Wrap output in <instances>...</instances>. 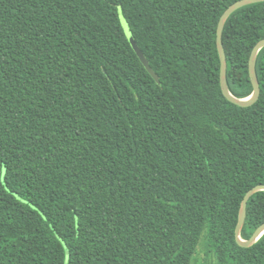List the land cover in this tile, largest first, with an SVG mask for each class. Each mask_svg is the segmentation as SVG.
<instances>
[{
    "label": "trees",
    "instance_id": "16d2710c",
    "mask_svg": "<svg viewBox=\"0 0 264 264\" xmlns=\"http://www.w3.org/2000/svg\"><path fill=\"white\" fill-rule=\"evenodd\" d=\"M237 1L0 0V264H264L236 241L264 184V48L257 103L220 82ZM262 39L264 2L229 17L238 98ZM263 223L258 192L242 238Z\"/></svg>",
    "mask_w": 264,
    "mask_h": 264
},
{
    "label": "water",
    "instance_id": "95a60500",
    "mask_svg": "<svg viewBox=\"0 0 264 264\" xmlns=\"http://www.w3.org/2000/svg\"><path fill=\"white\" fill-rule=\"evenodd\" d=\"M264 2V0H239L236 3L232 4L222 15L220 18L218 27H217V47L220 55L221 60V75H220V82H221V88L224 96L232 102L235 105L241 106V107H250L258 102L261 95V86L260 81L257 73V61H258V55L260 51L264 48V39L259 41L257 45L254 47L252 54L250 56L249 60V73L251 82L253 84V94L248 98H238L235 95L232 94L229 88V82H228V61H227V55L224 47L223 42V33L226 26V23L229 19V17L234 14L237 10L256 3ZM129 39L132 43V46L136 53L139 55L141 60L143 61L145 67L147 70L151 73V75L158 81V75L154 72L153 68L150 66V63L146 56L144 55L143 51L135 41L134 37L131 35L130 31H128ZM258 192H264V184L257 185L253 187L251 190H249L246 195L244 196L241 207H240V213H239V221L236 227V241L237 243L245 248L253 246L257 241H259L264 234V223L259 226L252 237L248 240L242 238V230L244 228L246 218H247V207L248 202L250 199Z\"/></svg>",
    "mask_w": 264,
    "mask_h": 264
},
{
    "label": "rangeland",
    "instance_id": "374dc122",
    "mask_svg": "<svg viewBox=\"0 0 264 264\" xmlns=\"http://www.w3.org/2000/svg\"><path fill=\"white\" fill-rule=\"evenodd\" d=\"M121 22H122V25H123L124 29L126 30V32H127V34H128L129 28H128V25H127V23L125 22V20L123 19L122 16H121ZM204 256H205V254L202 253V254H201V257H204Z\"/></svg>",
    "mask_w": 264,
    "mask_h": 264
},
{
    "label": "snow or ice",
    "instance_id": "6c2138e0",
    "mask_svg": "<svg viewBox=\"0 0 264 264\" xmlns=\"http://www.w3.org/2000/svg\"><path fill=\"white\" fill-rule=\"evenodd\" d=\"M262 234H264V233H262Z\"/></svg>",
    "mask_w": 264,
    "mask_h": 264
}]
</instances>
